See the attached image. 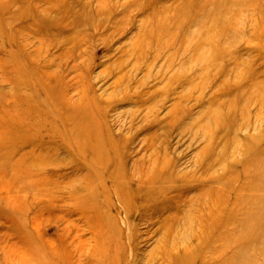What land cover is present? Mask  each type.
Here are the masks:
<instances>
[{
	"label": "rangeland",
	"instance_id": "374dc122",
	"mask_svg": "<svg viewBox=\"0 0 264 264\" xmlns=\"http://www.w3.org/2000/svg\"><path fill=\"white\" fill-rule=\"evenodd\" d=\"M0 264H264V0H0Z\"/></svg>",
	"mask_w": 264,
	"mask_h": 264
},
{
	"label": "bare ground",
	"instance_id": "6f19581e",
	"mask_svg": "<svg viewBox=\"0 0 264 264\" xmlns=\"http://www.w3.org/2000/svg\"><path fill=\"white\" fill-rule=\"evenodd\" d=\"M53 6V5H52ZM56 6V5H55ZM54 7V6H53ZM53 9L55 10H59V13L57 15H61L60 10H65L64 11V14H70V11H71V8H64L62 9L61 7L59 6H56L54 7ZM85 14V13H84ZM77 16V14H76ZM74 16V19L76 18V20L79 18ZM85 17H83L84 19ZM63 21V20H62ZM79 23V22H78ZM54 24V23H53ZM56 24V23H55ZM55 28V27H54ZM139 40V38H138ZM137 40V41H138ZM142 40V39H141ZM142 42V41H141ZM42 69H46V68H42ZM41 69V70H42ZM29 74V73H28ZM40 74V73H38ZM30 75V74H29ZM47 76V75H46ZM32 81V80H31ZM53 85V84H52ZM55 90V89H53ZM46 92V91H45ZM45 94V93H44ZM56 98V97H55ZM92 102V100H91ZM51 103V102H50ZM52 103H57L59 105H62L63 106V113L74 123V126H75V129L76 130H84V131H92V132H95V127H94V117H93V114L88 111V106H90L89 102L87 101L86 97H84V95H82L79 100L77 102H75L74 104H65L63 103L62 101V98H56L55 99V102H52ZM70 106V107H68ZM15 107V106H14ZM55 107V106H54ZM16 108V107H15ZM90 110V109H89ZM60 112V111H59ZM59 121V120H58ZM60 122V121H59ZM72 123V124H73ZM70 126V125H69ZM71 127V126H70ZM60 129V128H59ZM64 129V128H63ZM71 129V128H70ZM64 131V130H63ZM62 132V131H61ZM62 134V133H61ZM61 136V135H60ZM63 140V139H62ZM8 144V143H7ZM112 146V145H110ZM116 147V146H115ZM9 149V148H7ZM58 149V148H57ZM81 150V149H80ZM110 150V149H109ZM113 150H114V147H113ZM55 151V150H54ZM81 152V151H80ZM100 152V149H98V153L99 154ZM12 153V152H11ZM64 153V152H63ZM10 154V153H9ZM14 154V153H13ZM62 154V153H61ZM95 155V157L97 158L98 155ZM115 154V153H114ZM113 155V154H112ZM20 156V155H19ZM5 157V156H4ZM8 157V156H7ZM28 156H23L22 161L20 163L24 164V162L27 160ZM8 159V158H7ZM46 161V160H45ZM94 161V160H93ZM11 163V162H10ZM29 164H31L33 167H37V168H42L44 167V162L39 159V158H34L33 160L31 159L29 161ZM93 164V163H92ZM75 171V170H74ZM13 172V171H12ZM27 172V171H26ZM10 175V174H9Z\"/></svg>",
	"mask_w": 264,
	"mask_h": 264
}]
</instances>
